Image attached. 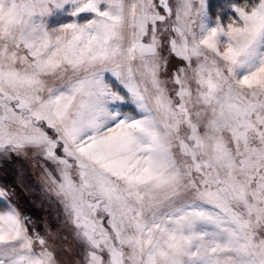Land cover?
I'll return each mask as SVG.
<instances>
[{
  "label": "snow or ice",
  "instance_id": "obj_1",
  "mask_svg": "<svg viewBox=\"0 0 264 264\" xmlns=\"http://www.w3.org/2000/svg\"><path fill=\"white\" fill-rule=\"evenodd\" d=\"M0 161V264H264V0H0Z\"/></svg>",
  "mask_w": 264,
  "mask_h": 264
},
{
  "label": "rangeland",
  "instance_id": "obj_2",
  "mask_svg": "<svg viewBox=\"0 0 264 264\" xmlns=\"http://www.w3.org/2000/svg\"><path fill=\"white\" fill-rule=\"evenodd\" d=\"M17 169H19L20 174L23 176L24 181L27 183L33 184L35 178L39 175V169L34 166V162L31 160H23V161H16L12 164L8 165V172L7 176L9 181L17 178ZM4 179V165L3 162L0 161V180ZM33 193L34 194H25V199L28 201H37L38 197L42 195V193L35 188L33 184ZM56 207L55 205L49 206L48 204L44 205V212L42 214H49L55 216L56 214Z\"/></svg>",
  "mask_w": 264,
  "mask_h": 264
}]
</instances>
